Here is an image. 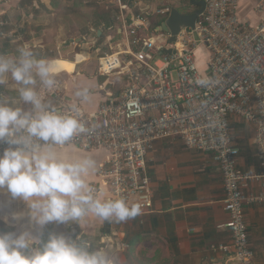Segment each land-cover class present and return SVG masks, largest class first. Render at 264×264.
Segmentation results:
<instances>
[{"label":"built area","instance_id":"obj_1","mask_svg":"<svg viewBox=\"0 0 264 264\" xmlns=\"http://www.w3.org/2000/svg\"><path fill=\"white\" fill-rule=\"evenodd\" d=\"M197 1L205 7L195 28L181 30L171 43L168 32L157 31L159 26L152 31L148 21L152 14L166 18L169 6L136 12V0H114L124 42L112 55L99 59L98 72L116 75L126 84L94 113L80 109L90 131L54 148L106 151L108 158L97 170L103 190L100 184L93 185L96 196L103 192L104 200L122 197L129 204L140 203V215L153 207L146 158L155 142L179 141L186 150L211 155L220 171L227 214L218 228L229 236L227 243L211 249L233 264H254L244 208L264 205V173L237 170L239 150L230 124L240 120L252 130L256 158L264 165V18L255 25L241 20L238 0ZM249 3L261 16L264 0ZM0 4L10 6V1ZM6 13L0 10V38L8 35L6 28H15ZM164 49L173 53H163ZM203 78L214 83L210 87L195 83ZM60 90L59 82L48 98H58ZM59 109L67 113L71 108ZM6 147L0 144V151ZM250 185L258 191L247 193Z\"/></svg>","mask_w":264,"mask_h":264},{"label":"crops","instance_id":"obj_2","mask_svg":"<svg viewBox=\"0 0 264 264\" xmlns=\"http://www.w3.org/2000/svg\"><path fill=\"white\" fill-rule=\"evenodd\" d=\"M9 1L10 6L0 4V10L7 11L6 17L15 28L5 29L8 35L0 38V53L14 54L18 48L28 46L40 57L53 60L58 69L61 90L58 98L49 99L57 108L76 105L84 113L91 114L107 96L121 91L114 86L117 83L115 79L107 78L116 75H101L98 72L99 63L95 72L88 67V63L83 64L89 61L85 55H91L86 49H96L101 35L105 36L103 42L110 43L114 52L118 44L124 42L120 25L113 30L115 17L112 20L103 16L98 22L94 19V26L89 22L76 36L66 23L75 25V18L70 16L66 20V15L63 18L59 16L64 0ZM238 6L240 19L247 23L255 25L264 18V12L260 16L253 11L249 0H238ZM133 9H136V4ZM99 30L102 32L98 37ZM198 61L202 64L203 58ZM103 64L107 65L106 62ZM84 88L89 89L86 101L76 96V92ZM0 95L15 97V83L9 80L6 85H0ZM230 128L239 150L237 170L248 174L264 173V165L256 158L252 130L242 121L234 119ZM53 150L66 160L93 158L96 161L95 171L85 179L91 186L100 184L103 190L97 170L108 158L106 151H82L74 147ZM146 165L151 178V212L123 222L103 221L89 213L79 221V225L73 223L69 226L72 235L75 233L87 238L96 226L99 248L107 250L117 264H233L225 254L211 249L229 240L227 230L218 228L227 221V214L223 210L225 194L220 171L211 161V155L186 150L179 141L163 140L153 144L147 153ZM257 191L255 185L246 189L247 193ZM97 198L104 200L103 192ZM0 204L3 205L0 208V231L23 230L29 219L27 204L19 198L11 200L6 190H0ZM14 213L22 214V218L13 221L11 217ZM244 220L254 264H264V205L245 207ZM49 225H52V230L57 226L54 223ZM47 227L44 228L45 234ZM87 240L90 242V238Z\"/></svg>","mask_w":264,"mask_h":264},{"label":"clouds","instance_id":"obj_3","mask_svg":"<svg viewBox=\"0 0 264 264\" xmlns=\"http://www.w3.org/2000/svg\"><path fill=\"white\" fill-rule=\"evenodd\" d=\"M53 60L40 57L28 46L14 54L0 53V85L9 80L16 96L0 95V190L28 208L23 230L0 231V264H117L105 249L93 248L73 233L48 232L49 224L79 225L89 213L103 221L123 222L141 214L140 203L124 198L102 200L86 177L96 168L91 157L66 160L53 150L90 130L78 106L65 113L48 98L59 85ZM210 87L211 78L196 80ZM87 100L89 89L76 92ZM27 106V107H24ZM3 205L0 204V208ZM22 214H12L19 221Z\"/></svg>","mask_w":264,"mask_h":264},{"label":"rangeland","instance_id":"obj_4","mask_svg":"<svg viewBox=\"0 0 264 264\" xmlns=\"http://www.w3.org/2000/svg\"><path fill=\"white\" fill-rule=\"evenodd\" d=\"M71 3V4H70ZM70 3L68 0H64L62 6H61V12L59 11V16L62 18L66 15V20H69V17L72 16V18H75L76 24L74 25L72 22H66L71 28H72V33L76 36H79L80 32L85 29V25H88L89 22L95 25V20L97 19L100 20V17H103L101 9V4L104 6V12H110L111 14V19L113 20L114 17L118 14V8L116 7V4L114 3V0H70ZM186 0H136V12L139 9H142L144 7H149V10L155 9H163L166 6L169 7H180L181 9L186 8ZM117 9V10H116ZM133 11H135L133 9ZM154 12V11H153ZM69 15V16H68ZM105 17V15H104ZM155 17V14H152L149 17V23L152 22V19ZM65 23V26L68 27V25ZM113 23V22H112ZM116 25H119L118 22L113 23V30L115 31ZM114 35L116 33H113ZM109 39V38H107ZM99 42L96 44V49L88 50L86 49V52H90V56L85 55V57L89 58V61L84 62L83 64L88 63V67H91L94 72L98 69V61L99 59L105 57V55H112L114 51L110 49L111 44H105L103 41H105V36H102L101 39H99ZM112 59V58H111ZM115 62V60H114ZM108 79L112 80L115 79L117 83L114 84L116 86V89L122 90L124 88L126 81L124 79H118L116 77H107ZM72 225V224H71ZM48 227L46 228V234L48 232H57V233H63L65 235H72L71 229L69 228L70 225H57L54 230H52V225H47ZM92 232V231H91ZM45 234V235H46ZM97 232V227L95 226L93 233L87 235V238H90V242L92 244H95V248H99L100 246V241H99V236ZM84 237V235L82 236ZM98 241V242H97Z\"/></svg>","mask_w":264,"mask_h":264},{"label":"water","instance_id":"obj_5","mask_svg":"<svg viewBox=\"0 0 264 264\" xmlns=\"http://www.w3.org/2000/svg\"><path fill=\"white\" fill-rule=\"evenodd\" d=\"M188 4L195 7L197 10L189 15H183L180 13V11L175 7H170L169 13L166 16L165 20L159 25L157 28V31L160 32H168L171 35L170 42H175V36L183 29H191L193 30L195 28V24L201 14L204 11V3L197 1V0H188ZM102 30L98 31V37L100 36V33ZM97 39L95 40V42ZM68 43V42H67ZM166 54L173 53L170 49H164L162 51Z\"/></svg>","mask_w":264,"mask_h":264},{"label":"trees","instance_id":"obj_6","mask_svg":"<svg viewBox=\"0 0 264 264\" xmlns=\"http://www.w3.org/2000/svg\"><path fill=\"white\" fill-rule=\"evenodd\" d=\"M80 1H82V0H80ZM187 1V3H186V8L185 9H181L180 7H177L176 6V8L180 11V13L181 14H183V15H189V14H192L193 12H195L197 9L195 8V7H193V6H191V5H189L188 4V0H186ZM101 9H102V12L104 13V14H102L103 16L105 15V17H104V19H108V18H111V14H110V12L108 11V12H104L105 10H104V6L101 4ZM117 10V9H116ZM165 20V17H163V16H155L153 19H152V22L150 23V29L153 31L156 27H158L163 21ZM102 36L103 35H101L100 36V38L99 39H101L102 38ZM98 42H99V40H98ZM84 238V240H86V241H88L87 239L88 238H86V237H83ZM90 243V242H89ZM91 244V246L93 247V248H95V244H92V243H90Z\"/></svg>","mask_w":264,"mask_h":264}]
</instances>
